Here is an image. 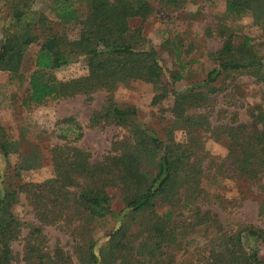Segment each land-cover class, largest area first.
I'll return each instance as SVG.
<instances>
[{"label": "trees", "instance_id": "1", "mask_svg": "<svg viewBox=\"0 0 264 264\" xmlns=\"http://www.w3.org/2000/svg\"><path fill=\"white\" fill-rule=\"evenodd\" d=\"M190 1L157 0V4L174 13L184 10ZM54 2L60 25L80 27L75 38L56 32L52 20L33 8L35 0H4L0 71L9 72L12 83L24 79L27 53L37 46L27 58L33 70L23 104L44 105L78 95L92 99L94 93L103 91L107 97L92 111L91 126L112 124L123 136L114 140L111 150L98 161L67 138L65 144L50 149L53 174L27 181L24 176L28 172L42 168V152L33 148L23 153L22 139L8 136L0 125V152L6 158L11 154L20 157L0 175V264H146L151 255H164V250L181 245L184 227L177 211L184 210L196 213L198 225L216 230L218 237L209 256L212 264H264L255 246L258 239L264 241V229L242 224L228 231L217 215L203 208L223 199L205 185L210 168L215 167L214 177H242L253 185L264 175V119L239 125H214L211 120L216 95L238 76L264 82V55L255 52L251 38L238 40L221 17L214 30L208 29L210 36L217 32L221 39V47L209 52L215 67L204 80L179 90L176 84L186 78L188 67L184 55L193 48L187 49L183 33L172 31L174 37L165 39L163 46L179 66L165 67L144 32L145 21L157 10L152 0ZM80 4L84 14L79 12ZM247 14L264 28V0L226 1L225 16L241 18ZM190 15L195 19L194 13ZM135 19L143 23L133 27ZM81 58L87 61V75L69 81L58 79L56 70ZM139 81L158 89L154 103L174 96L172 117L163 134L142 121L137 107L114 98L120 87ZM64 121L69 123V131L79 127L72 118ZM176 130L183 132L181 140ZM208 137L231 140L229 153L221 162L206 149ZM113 190L119 191L123 202L119 212L113 209ZM23 199L36 222L24 221L16 213ZM165 205L168 209L160 214L158 209ZM109 216L116 218L117 226L105 243L99 244L93 236L94 227ZM134 224L139 226L136 233L132 232ZM50 226L70 234L72 252L58 241L50 244L45 232ZM23 237L22 253L14 252L13 244Z\"/></svg>", "mask_w": 264, "mask_h": 264}, {"label": "rangeland", "instance_id": "2", "mask_svg": "<svg viewBox=\"0 0 264 264\" xmlns=\"http://www.w3.org/2000/svg\"><path fill=\"white\" fill-rule=\"evenodd\" d=\"M226 1L191 0L185 5L184 10L171 13L162 9L157 4V0H152L157 10L145 21L144 32L147 35L148 45L159 51L165 67L176 69L179 66L169 54V49L163 46L165 39L174 37L175 34L172 31L178 30L183 33L186 38L184 43L188 45L187 49L193 48L192 52L184 55L185 64L188 66L185 69L186 78L176 84L177 89L185 88L188 83L204 80L208 72L215 67V62L209 56V52L221 47V39L217 32H213L210 36L208 29L214 30L221 17L224 18V23L235 31L238 40H242L244 36L251 38L255 52L264 55V28L255 24L254 17L250 14L241 18L225 16ZM55 7L54 0H35L33 5L35 10L44 12L52 20L56 32H66L71 39L75 38L80 27L60 25L53 10ZM78 7L80 14H84V6L80 4ZM190 13L195 14V19H191ZM4 14V0H0V18H3ZM142 23V19H135L132 21V26L138 27ZM1 27L0 23V42L3 38ZM36 48L38 47L33 46L29 50L28 59ZM27 58L23 70L26 76L19 82H10L9 72L0 71V125L4 127L8 136L15 140L22 139L20 149L23 153H30L33 148H39L42 152V168L28 172L24 176L25 180L40 181L50 177L53 174L50 149L53 145L65 144L67 138L70 142L87 149L95 161L101 160L111 150L112 142L123 136V132L112 124L91 126L92 111L103 105L107 97L106 92L98 91L93 94L92 99H88L85 95H78L51 100L44 105H25L23 100L28 96V75L33 70L32 63ZM87 73L85 58L56 70V75L61 81L79 78ZM238 77L235 83L216 95V107L211 110V120L214 125L221 123L251 124L253 121L264 119V82L247 75ZM157 93L158 89L152 83L139 81L120 87L115 91L114 98L123 105L137 107L142 121L163 134L172 117L170 108L173 105L174 96L170 94L162 102L154 103L153 100ZM67 118L78 122L79 127L74 126L69 131V123L64 121ZM79 133H83L81 139L76 138ZM175 133L178 140L183 138L182 131L176 130ZM230 143V139L217 140L208 137L206 149L221 162L229 153ZM18 161H20L18 154H11L9 158H6L0 152V175H4L8 166H13ZM227 162H229L228 159ZM214 173L215 167L210 168L205 185L211 192H217L223 199L218 203L205 204L203 208L217 215L219 222L228 231H235L242 224H252L254 227L264 229V175L259 184L253 185L242 177H214L212 175ZM112 195L113 209L119 212L123 208L120 193L113 190ZM167 209L168 206L165 205L158 211L162 214ZM16 213L24 221L36 222L24 199L16 207ZM195 214L194 211H177V219L184 227L182 232L185 239L177 248L164 250V255L160 253H156L155 256L151 255L146 264L213 263L209 256L218 237L216 230L212 226L198 225ZM116 226V218L109 216L96 224L93 236L99 244L105 243L106 236ZM138 228L139 226L134 224L132 232L136 233ZM27 232V229L24 230L23 236ZM45 232L52 246L58 241L65 250L72 252L74 240L67 231L50 226ZM23 239L24 237L13 244L14 252L22 253ZM256 245L260 258L264 262V241L258 239Z\"/></svg>", "mask_w": 264, "mask_h": 264}]
</instances>
